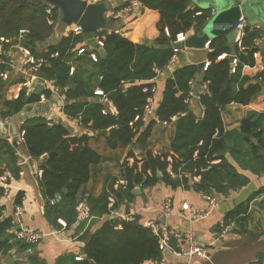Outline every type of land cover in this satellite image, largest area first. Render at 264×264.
I'll list each match as a JSON object with an SVG mask.
<instances>
[{
  "label": "trees",
  "instance_id": "1",
  "mask_svg": "<svg viewBox=\"0 0 264 264\" xmlns=\"http://www.w3.org/2000/svg\"><path fill=\"white\" fill-rule=\"evenodd\" d=\"M131 1L159 13V35L152 45L134 44L115 30L97 33L101 47L90 49L84 44L81 34L72 33L61 36L57 44H52L50 39L55 26L47 24L45 11L51 8L53 20L57 22L60 14L56 8L42 0H0V38L12 37L20 29L27 31V46L35 57L47 62L38 69V74L52 82L58 91L64 92V114L96 133L95 138L103 137L109 150L130 148L128 157L134 159L131 165L124 162L120 166V178H112L108 192L89 200L90 217H104L106 221L97 230L91 232L87 229L78 238L84 243V258L79 261L70 259L61 264H143L147 261L158 263L162 259L158 238L136 217L109 220L111 212L120 203L134 198L133 191L137 187L152 188L161 182L170 187L182 185L217 195L238 190L246 185L247 179L228 163L225 158L227 152L241 169H248L254 175L264 173L262 125L257 120L253 121L251 115L241 122L239 131L225 135L221 121V111L226 106H246L264 87L262 74L257 77L256 84L246 88L243 86L248 79L241 76L244 66L254 65L252 53L256 51L254 41L259 38V32L245 33L241 41L244 51L241 52L236 45L232 49L225 48L218 38L210 43V65L204 72L206 91L199 96L202 118L197 120L187 115L190 84L196 79L197 69L184 66L174 71L165 82L161 101L154 108L155 120L144 122L141 116L147 100L153 98V81L173 57L169 46L176 35L202 27L211 13L195 8L187 10L189 0H128L115 10L128 6ZM42 44L45 45L43 51L39 50ZM78 45L89 50L78 55ZM224 53L227 57L218 60ZM90 54L96 56V62L89 59ZM230 55L236 58L234 73H231ZM89 64L93 73L88 75L85 67ZM3 69L0 66V72ZM92 77H95L94 81ZM94 88L99 89L111 103L115 114L104 111L102 96L95 95ZM45 95L48 97L50 94L45 92ZM24 102V94L15 101L4 102L1 116L17 115L24 109ZM172 119L177 124L171 141L173 155H153L148 143L152 127L156 122L167 124ZM19 130L24 132L22 145L27 156L34 160L42 158L40 186L47 213L55 220H64L67 227L71 226L77 220L79 194L89 182L94 166L100 163L101 155L89 148L87 139L70 136L68 130L57 123L48 124L42 119L32 118L23 122ZM134 148L140 151V160L135 159ZM0 158L6 163L9 173L17 177L19 170L15 165V151L1 139ZM203 172H206L205 178ZM180 174L182 177L179 178ZM188 176H199L201 180L189 184ZM119 181L125 185L114 189ZM261 194H264V188L253 194L245 206L228 213L225 224L243 226L249 203ZM54 197L58 201L50 206L49 201ZM10 228L9 221H0V255L3 256L15 243H19L10 242L7 234Z\"/></svg>",
  "mask_w": 264,
  "mask_h": 264
},
{
  "label": "crops",
  "instance_id": "2",
  "mask_svg": "<svg viewBox=\"0 0 264 264\" xmlns=\"http://www.w3.org/2000/svg\"><path fill=\"white\" fill-rule=\"evenodd\" d=\"M107 1L113 9H116L128 0ZM189 2L192 4L191 8H195L197 11H210L211 16L207 21L216 14L215 10L212 9V6L206 0H189ZM240 20V17L231 19V27L234 30ZM158 21L159 13L157 11L145 9L140 6V8H129L121 20L112 22L115 26L113 30L119 32L128 41L137 45H152L159 35L157 30ZM252 30L259 32V38L254 41L256 51L263 52L264 49L259 48L263 41L261 31L257 28H251L248 31H244V35L246 32ZM192 34L193 30L189 31L187 36ZM216 38L224 43L223 46L225 48L232 49L236 45L239 52H241L237 43L238 33L234 44L231 45L228 44L226 37L221 35L211 38L205 43L202 49L183 48L179 50L175 59L169 62L168 66L159 72L153 81L155 84L153 95L154 108L161 101L164 84L172 77L173 72L184 66H193L197 69V76L195 81L190 84L191 90L187 100V115L197 120L202 118L203 107L200 104L199 96L205 93L206 83H204L203 79L198 85V79L202 73L204 74L205 65L207 67L210 65L209 55L212 52L210 43ZM98 41L96 36L97 46L101 47ZM83 46H77L78 55H81L90 48L87 45L86 47L89 48H84ZM44 48L45 45L42 44L39 50L43 51ZM4 49V55L0 57L7 64H0V66L4 67L0 72V123L2 126L0 127V133L5 134L6 138L0 139L5 140L14 149L17 158L15 165L19 171L18 176L13 177L9 173L4 160L0 158V178H6L5 184H0V221H9L11 223V228L7 230V234L10 235V242L15 243L13 240L17 228L15 222V207L18 206L22 211L20 216L21 224L33 231L42 233L44 236L41 241L32 246L15 243L7 255H0V264H61L70 259L74 261L82 260L84 258V243L79 241L78 238L87 229L93 232L100 228L104 221H106L104 217L100 219L90 217L89 200L97 199L103 193L109 191L112 178H120V166L124 162L128 165L133 163L134 159L128 157L130 148L109 150L106 147L103 137L95 138L96 133L81 127L77 120L69 119L64 114V95L61 97H58L57 94L50 96L44 102L45 105L38 110V115L33 118L42 119L48 124H60L68 130L70 136H76L81 139L85 137L84 139L88 140L89 148L101 155L100 163L94 166L89 182L82 188L79 194V205L76 207L78 213L76 222L67 227L64 220L53 219L51 214L47 213L46 202L41 193L38 172L42 158L34 160L28 157L22 142L19 140V136L18 140L16 138L13 139L15 136L12 134L19 128L16 123H12V120L18 114L12 117L1 116L4 110L3 103L15 101V99H12L14 87L25 79L26 72L24 58L20 51L14 46H6ZM221 56L223 58L220 60L226 58L227 54L224 53ZM229 57H232V60H236L234 55H230ZM89 59L92 62H96L97 58L94 54H90ZM202 63L203 67L200 71L198 65ZM85 71L88 75L93 73L90 64L85 67ZM261 74L264 79L262 59L259 57L254 60L253 66H244L242 68L241 76L248 79V82L243 87L246 88L250 84H256V79ZM3 75L7 76L6 79L3 78ZM35 75H39L38 72ZM94 80L95 77H92V81ZM196 84L199 86L198 88L194 87ZM94 89V93L99 91L97 88ZM25 99L26 94L24 95ZM50 100H52V104L49 105ZM101 103L105 107V112L115 114L111 103L103 96ZM251 115H253L252 120H257L256 122L261 124L264 129V87L260 94L252 99L248 105L230 104L221 111L223 133L225 135H231L239 131L241 122ZM153 119L155 120V117ZM176 125L173 119L167 124L156 122L152 127L149 136L152 144L149 150L153 155L172 154L171 141L176 131ZM16 135H19V133ZM228 147L231 148L232 145L228 144ZM133 152L135 159L140 160V151L134 148ZM225 158L236 169L238 174L247 179L246 185L242 188L228 191L224 195H217L213 192L205 193L204 191L182 185L170 187L161 182L152 188L140 189L137 187L135 189L138 192H136L134 198L129 202L123 201L120 203L118 208L111 212L109 220H126L136 217L144 227L146 223L153 222L167 229L189 232L195 237L199 245L209 247L211 263L189 258L186 254V246L184 243L172 240L168 244L167 250L163 253L162 258L173 264H264V214L260 211V204L252 202L264 196V194H261L249 203L246 214L247 218L244 220L243 226L239 225L240 227H237L234 223L225 224L224 222L228 213L239 206H245L253 194L264 188V173L254 175L248 169H241L229 152L225 154ZM192 183H197L194 177L189 182V184ZM204 194L216 197L218 206L205 219L192 222L188 219V212L185 206L190 209H206V203L202 198ZM165 199H169L171 202V212L166 218L162 217L159 211V206ZM79 206L81 207L80 211L77 209ZM109 207H111L110 204ZM220 225L229 227L223 239L217 237L221 231ZM143 264L158 263L147 261Z\"/></svg>",
  "mask_w": 264,
  "mask_h": 264
},
{
  "label": "built area",
  "instance_id": "3",
  "mask_svg": "<svg viewBox=\"0 0 264 264\" xmlns=\"http://www.w3.org/2000/svg\"><path fill=\"white\" fill-rule=\"evenodd\" d=\"M87 4H97L100 3L102 1H107V0H85ZM134 7V8H140V4L136 1H131L129 3L128 6L120 9V10H115V9H111L106 15L107 18L111 21H119L123 18V15L125 12L128 11L129 8ZM46 15H47V24L52 26V25H56L57 22H55L53 20V12L51 8H48L45 11ZM198 15V14H197ZM246 26V21L241 19L235 27L236 32L238 33V46L240 48V51H244V48L241 46V41L244 35V29ZM67 33H72V34H80L79 28L76 25H71L68 27L67 31L65 34ZM165 34H167V31L165 30ZM187 38V34H178L175 37V40L172 42L173 45H176L178 43L184 42L185 39ZM27 39H28V33L25 29H20L16 35L12 36V37H1L0 38V56L4 55L5 49L4 47L9 46V47H16L20 53L22 54L23 58H24V65L26 67V72H25V79L16 84L14 87V92L12 94V99L17 100L19 98V96L21 94H26L27 92L31 91V84H30V80L32 77H37L35 75V73L38 72V69L42 66V65H47V62L45 59L42 58H38L35 57L33 55V53L31 52L30 48L26 45L27 43ZM98 44L102 46L101 42L98 41ZM173 51V57L171 58L170 62L173 61L176 57V55L179 53V49L174 48L172 49ZM261 58L262 59V68H264V51L263 52H258L255 51L252 53V58L255 60L257 58ZM221 58H223V56L218 57L217 59L220 60ZM235 63L236 60L233 59L232 60V64H231V73H234L235 71ZM0 64L2 65H6L7 62H5L4 60L1 59L0 57ZM206 67L207 65H205L204 70L206 71ZM73 69H70V74H72ZM6 75H3V78L6 79ZM41 83L45 84L47 86V89H44L43 92L40 94V102L44 103L47 101V99L52 96V95H56L58 92V89H56L52 82L47 81V80H42L41 77ZM45 92H49V96L47 97L45 95ZM95 95L97 96H101L102 92L97 91L95 93ZM154 118V103H153V98H149L146 102V105L143 109V113L141 116L142 121L144 122H148L150 120H152ZM173 120V119H172ZM23 135L24 132H20L19 131V140L22 142L23 141ZM41 171L39 170L38 172V176L41 177ZM170 175H172L171 173H169ZM174 177V176H173ZM182 177V174H180L179 178ZM194 180L196 182H199L201 180V177L196 176L194 177ZM6 182V178L2 177L0 178V184H5ZM125 182L123 181H119L115 184L114 189H117L119 186H124ZM203 200L206 203V209L204 210H200V209H190L187 206H185V209L188 212V219L192 222H196V221H200L205 219L206 217H208V215L210 214V212L217 208L218 206V201L217 198L212 196V195H205L202 197ZM58 198L54 197L53 199H51L49 201V205L53 206L55 205V203H57ZM253 203H258L260 204V211L261 213L264 214V196L257 198L255 200L252 201ZM112 204V202L110 203V205ZM78 211L81 210V207L79 206ZM159 211L162 217L166 218L170 215L171 212V202L169 199H165L161 202L160 206H159ZM21 208L20 207H15V222L16 225L18 227V229L15 231L14 236H13V240L17 241L19 243H23L25 245L28 246H32L37 244L39 241H41V239L43 238V234L39 233L37 231H33L25 226H23L20 222V216H21ZM145 227L150 229V231L153 233V235H155L158 238V247L160 252L164 253L167 250L168 244L170 243V241L172 240H176V241H180L183 242L184 245L186 246V254L189 258H194V259H198L200 261H204V262H210L211 260V254H210V250L208 246L205 245H199L195 239V237L189 233V232H180L178 230H174V229H167L165 227H161L159 224L157 223H153V222H148L145 224ZM228 226L226 225H220V233L217 235V237L219 239H223L227 233L228 230ZM158 264H173L170 263L166 260H164L163 258L158 262Z\"/></svg>",
  "mask_w": 264,
  "mask_h": 264
},
{
  "label": "water",
  "instance_id": "4",
  "mask_svg": "<svg viewBox=\"0 0 264 264\" xmlns=\"http://www.w3.org/2000/svg\"><path fill=\"white\" fill-rule=\"evenodd\" d=\"M48 6L56 8L59 11V19L54 27L53 35L50 39L52 44H57L59 38L63 36L68 27L76 25L79 28L80 34L85 40V44L90 47H97L96 36L100 31H110L115 28L113 22L106 17V14L113 9L108 1H102L97 4H87L85 0H42ZM215 10L216 14L211 17L202 27L194 28L193 34L187 36L184 42L176 45L171 44L170 49L177 48L179 50L183 48L202 49L206 42L215 36L224 35L228 41V44H234L237 37V32L231 26L232 18H241L246 21L244 31H248L251 28H257L263 35V41L260 45V49H264V0H206ZM192 4H189L187 10L191 8ZM232 61V57H229ZM203 63L198 65V69L201 71ZM204 74L202 73L198 79V85L203 81ZM31 91L26 93L25 107L18 113L12 120V123H16L18 128L28 118L36 117L38 110L41 109L45 103L40 102V94L44 89H47L45 84L41 83V75L32 77L30 80ZM197 84L194 86L198 88ZM63 91H58L57 96L61 97ZM55 98V97H54ZM52 104V100L48 103ZM30 110V111H28ZM32 115V116H31ZM0 127L1 123H0ZM19 129L14 132L15 137L13 139L18 140ZM11 135V133H10ZM0 138H6V135L0 133ZM85 137H82L84 139ZM206 177V172H203V178ZM191 180V177H187ZM177 182V180L175 181ZM205 188H207L206 181L204 182ZM63 192H66L64 189ZM137 189L133 191V195H136ZM18 227L16 228V230ZM93 264V263H91Z\"/></svg>",
  "mask_w": 264,
  "mask_h": 264
},
{
  "label": "rangeland",
  "instance_id": "5",
  "mask_svg": "<svg viewBox=\"0 0 264 264\" xmlns=\"http://www.w3.org/2000/svg\"><path fill=\"white\" fill-rule=\"evenodd\" d=\"M150 141H151V140H148V143H149V145H151V144H152Z\"/></svg>",
  "mask_w": 264,
  "mask_h": 264
}]
</instances>
